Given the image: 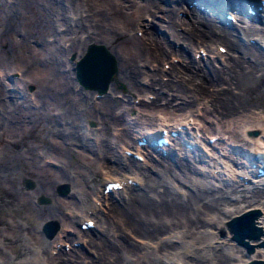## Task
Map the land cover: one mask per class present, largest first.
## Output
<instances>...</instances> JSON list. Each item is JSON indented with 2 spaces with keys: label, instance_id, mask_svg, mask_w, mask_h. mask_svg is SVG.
Wrapping results in <instances>:
<instances>
[{
  "label": "bare ground",
  "instance_id": "bare-ground-1",
  "mask_svg": "<svg viewBox=\"0 0 264 264\" xmlns=\"http://www.w3.org/2000/svg\"><path fill=\"white\" fill-rule=\"evenodd\" d=\"M122 1L126 2L125 5L131 8L133 13L125 14L123 12L124 14L118 19L109 17L104 10L98 11L93 15H75L76 10L79 9L78 7L81 8L83 6L80 0L5 1V7L7 8L3 17L7 22L5 32H10L16 27L17 23L21 22V7L25 4L32 5L35 3L40 16L34 30L41 32L53 29L52 32L54 33H51V35L55 39L52 44L43 43L38 47L39 51L42 50L46 54V57L52 58V65L54 66H51V71L47 78L38 82L37 87L39 88L36 96L37 101H39L37 103L38 108L21 110V103L14 99L15 92L8 91L13 96L0 102L1 128L6 126L7 130L12 131L19 129L20 124L12 122L18 114H20L18 117L25 113L24 117L28 116L30 119H37L40 118L36 116L40 110L43 112L39 113L43 115L45 110H47L46 108L54 106L53 108L56 109L58 107L57 110L60 111L57 115L60 116H57L55 112L54 115L48 114V116L44 115L45 118H41L53 125L52 129L58 128L57 135L63 139V143L50 142L46 147L47 149L45 148L44 150L45 152L46 150L48 153L50 152L49 154L58 153L62 155L70 153L75 160V158L78 159L80 156L77 157V153L72 147L73 143L78 144L81 148L89 149L90 147L87 141V131L89 129L86 125L87 122L96 121L99 125H102L101 130L103 131H108L115 125L123 124L124 119L128 117L126 113L132 110L133 104L115 99L109 93L102 98L100 96V98H95L93 97L94 92L92 96L88 90H82L80 87L75 88L76 84H73V75H75L73 73L77 71L75 69L77 62L86 54L87 47L91 44L103 45L106 49L116 45L115 49L111 47L109 51L114 60L115 70L118 71L117 74H119L121 79L129 84V96L132 93H136V96H141L139 99L141 105L140 109L137 110L139 111L137 116L142 117L146 125L144 128L141 126L136 127L134 124L136 128L125 125V129L120 131V134H116L115 141L111 140L107 144L104 143L107 152L103 153L102 156L104 159L114 157L115 168L128 172V174L115 178H121L126 181L127 178L132 177L138 183H124L121 190L115 191L117 193L116 199L112 196L114 193L106 195L102 191L103 182L114 179L109 176L111 172L107 173L104 171L105 177L101 178L103 179L101 183L97 181L91 183V188L93 189L91 194L94 193V196L98 194V201L93 200L88 206V195L82 188L77 189V192L70 193L68 198L53 195L51 197L52 202H48L50 205L38 208L40 216L51 219L48 221L58 222L59 225L61 223L60 226L63 227L62 229L59 227L60 229H57L56 235L53 234L54 237H50L53 247L51 250L54 251L57 248L58 241L62 242L64 240L65 243L69 241L73 245L70 250L63 247V250L54 251L56 252L53 253L55 255H50L49 258L46 257L48 258L46 259L47 264H257L264 261V175L257 176L256 169L253 168L255 162L260 163L256 157L261 155L264 157V123L260 122L261 126L257 125V123H250L251 126H247V132L250 134L249 138L255 140L253 141L255 147L253 146L249 150H238V146L228 136L226 140L223 139L220 136V132L207 133L208 136L204 139L208 143H210L209 137H218L214 140L213 148H210L213 153L215 149L220 147V150L216 152L222 151V153H226L237 162L239 166H236V168L239 169L241 174H253L250 177L251 182L248 181L247 184L244 179L237 177L238 174L236 175L234 169L226 168L223 175L226 178L228 176V182L230 175H236L238 179L232 186H228L223 190L216 187L212 188L208 186V183H204L203 180L192 187V185H189V181L193 174L196 175L195 173L197 172L196 165L193 162L184 160L181 157L180 159L179 156H176L174 160L172 159L173 161H168L163 154L160 157L158 156L159 158L157 157V159L153 158V155L149 158L148 154H146L147 151L150 154H157L158 152L152 147L140 150L141 145L137 141L143 136L150 140V137L159 134L164 127L174 130L180 126L185 138L179 136V140L173 141L174 146L175 143L180 144V140H182L184 141L183 145L181 144L183 150L186 153L191 154L192 152L194 154L198 150L196 147L192 150L189 149L187 142L198 144L197 135L193 134L200 131L204 137V135H207L205 134L207 131L205 130L204 132V130L200 129L201 126H196L193 123L188 127L184 118L181 121L175 120L172 122L168 119H157L154 117V113L157 110H164L165 112L177 110L187 114L193 111L195 103L203 102V114L208 115V117L212 116L217 122L234 123V125L236 123L238 125L246 116L248 117L250 112L252 113L255 110L253 109V97L257 94L259 86L264 84V50L257 48V42L261 44L263 42L255 36L256 34L264 36V14L261 17L258 16L259 13H264V9H256L260 0H257L258 3L254 4L253 8L250 7L252 0H225L223 3L224 7L227 6L228 9L236 6L239 8L240 14H238V17L241 18L239 21L252 20L260 22V25L252 22L248 23L249 21L246 24L223 23L225 19H223L222 15H215L213 19L209 16L212 13L205 15L201 12L202 9L205 10L201 6H212L214 9L220 7V2L216 0H194V3L190 2L191 4L187 3V0H117L119 2L117 6L121 10H123ZM106 2H111V0H106ZM183 3L189 4V9H187L188 16L186 14L184 17L179 14ZM254 9L258 11L256 14H252ZM142 12L154 18H157V16L162 18L164 23L162 22L160 25L165 26L163 34L152 32L150 30L152 28L149 29V27L145 26L147 29H144L143 35L137 32L138 34L129 36L132 41L131 47L126 48V50L121 48L119 42L125 36V33L120 30L119 26L123 27V25H126L129 28V25L133 26L134 24L139 29L140 24H148L149 22H145L146 20H143V24L141 23ZM217 17L220 18V23L216 22ZM239 35L243 39L244 37L255 36L256 40L251 41L255 44H247L240 41ZM23 38L17 37L11 40L14 45L12 47L23 43L25 41ZM175 43L179 45L177 46ZM213 43L217 45L215 48L219 49L220 46H225L226 48L225 59L224 62L220 63L221 65L217 64V62L215 64V59L212 58L211 54L207 58L201 55L197 59L198 54L196 56V53L199 48H202V51L208 50L213 53ZM260 46L264 49V45ZM50 53L51 56L49 55ZM72 54L74 57L69 60L68 57ZM171 59L173 60L170 63ZM168 61L170 65L167 64L168 67L166 68L163 63L165 64ZM149 66L151 70L148 68ZM112 85L114 87L115 84L113 83ZM83 86L90 89L95 88L84 84ZM262 90H264V85ZM262 90L260 89V91ZM99 91L101 92V90ZM96 92L98 91L96 90ZM17 94L18 92L15 95ZM19 94H22L21 99L25 102L24 90ZM136 96L128 98L134 99ZM22 120L25 121L24 119ZM198 120H201V118ZM198 123L200 124V122ZM258 126L260 129L259 136H257ZM86 128H88L87 131ZM188 128L194 131L191 132L189 131L190 129L187 131ZM173 147H167L170 155L175 152L172 151ZM200 147L202 149V146ZM260 147L263 149L256 152V149ZM127 149L136 151L139 155L143 154L147 162L153 160V165L144 167L142 164L145 160L123 154V151ZM102 151L104 150L102 149ZM206 151H208V148ZM176 153L175 155H177ZM158 154L161 155L160 153ZM102 157L100 160H102ZM198 159L200 161L203 160L201 157H198ZM4 160L3 157L0 161V177L6 181L13 182L17 177L30 173L28 163L19 158V153L15 152L14 155L10 156V160L5 163ZM216 166L220 167V165ZM68 168V166L58 167L55 172L46 175H41L36 171L35 174L38 176L35 179L36 187L33 191L37 194H50L51 189L57 182L64 180L72 183V181L79 180ZM86 170L82 174V180L91 182V179L95 176L96 169L94 170L90 166ZM203 178L205 181H209L207 176ZM173 179L178 181L179 179L185 180L186 183L188 182L189 189H185L183 192L179 191L176 186H173ZM228 182L226 181L227 184ZM60 186L58 187L59 192L65 191ZM66 186L68 187V185ZM68 188L70 189V187ZM126 189H130L127 195L122 193ZM102 196L104 199L108 196L105 200L108 203H103V198H100ZM79 197L80 205L90 209L89 212L94 214L91 215L88 212V216L91 215L93 216L92 218H97L98 224L96 227H87L85 229L81 226V230H76L74 226L69 224L74 216V220L77 223L80 222V224L87 220L85 219L87 214L72 215L63 211L62 205L65 200L73 203L74 199ZM104 206L107 207V213L99 214L97 210L104 208ZM72 229L74 230L73 236H68V238L59 236L60 231ZM95 229H98V231H93ZM87 232H91V234L88 235ZM131 234L144 238L146 244L141 245V243L134 242L131 239ZM219 234H222V239H219ZM177 238L179 240L180 238H186L185 240L191 238L190 240H193L192 242L194 243L192 244L183 242L186 248L184 255L186 256L193 252L191 257L187 256V259H182V261L175 259L178 253L176 248L179 247ZM78 240L83 244L82 246L74 244ZM83 246L90 248L89 253L84 251L83 254ZM147 247L153 248L148 251ZM142 248H145V251ZM155 250L158 252L157 254L156 252H154L155 254L153 253ZM172 259L173 262H171ZM42 263L44 264L45 262Z\"/></svg>",
  "mask_w": 264,
  "mask_h": 264
},
{
  "label": "rangeland",
  "instance_id": "rangeland-1",
  "mask_svg": "<svg viewBox=\"0 0 264 264\" xmlns=\"http://www.w3.org/2000/svg\"><path fill=\"white\" fill-rule=\"evenodd\" d=\"M5 1H7V0H0V102L5 101V99L7 100L10 97H12L13 92H15V94L18 92L17 95L14 94L15 98L14 97L13 98L21 103V105H20L21 110L35 108V107L38 108L37 103H39V101H37V99H36L37 98L36 96L38 94V88H39V87H37L38 82L41 80L44 81L47 78V76L50 74L51 66H53L52 65L53 64L52 58L51 57L48 58V56L46 57V54L43 53L42 50L39 51L38 47L41 46L43 43L52 44L55 37L53 35H51V33H54V32H52L53 29H51L50 31L46 30V31H41V32L38 30H34V27H36V25L38 24L37 20H39V16H40L38 9H37V5L35 3H33L32 5H30V4L26 5L25 4L23 7H21V11H22L21 12L22 14L20 15L21 16V22L17 23L16 27L13 28L10 32H5V30L7 28L6 27L7 22L3 18L6 11H7V8L5 7V3H6ZM12 1H14V0H12ZM80 1H81V3H83V6H81V8L78 7L80 9V11H79V9L76 10L75 15H78V16H79V14H81L83 16L84 15H93L94 13L96 14L98 11L104 10L109 15V17H112L114 19H118V17H120L121 15L124 14L123 12H125V14L126 13L127 14L133 13L132 9L127 7V5H125L126 2H124V1H122L123 10L119 9V7L117 6V4L119 3V2H117V0L116 1L113 0V2H112V0H111V2H106V0H80ZM193 1L194 0H187L186 2L190 3ZM216 1H218L220 3H224L225 0H216ZM168 2L170 3V1H168ZM187 3H185V4L183 3L181 6L182 8H180V10H179V14H181L183 17L186 16V14L188 16L187 9H189V7H188L189 4L187 5ZM84 4H86V5H84ZM114 6H115V8H114ZM35 7H36V9H35ZM109 9L110 10L112 9V10L110 11ZM114 10H115V12H114ZM125 10H127V11H125ZM196 10H198V9H196ZM201 12L204 13L205 15L206 14L209 15L208 11H206V10L202 9ZM116 14H118V15H116ZM142 14H143L142 15L143 17H140L141 21H142L141 23L143 24V22H144L143 20H146L145 22H149V23L143 24L144 26L140 24L139 29L136 28V25H134V24H133V26L129 25L128 26L129 28H127L126 25H123L124 28L122 26H119L120 30H122L125 33V36H123V38L120 39V42H119V45L121 48L126 50V48L131 47L132 41L129 39V36L133 35V34L135 35L138 33L143 35L144 34L143 31H144V29H147V27H149V29L152 28V29H150L152 32H156L158 34L159 33L163 34V32H164L163 29H165L164 28L165 26L160 25V23L161 24H162V22L164 23V21L162 20L161 17L158 18V16H157V18L156 17L154 18V17H151L149 15H146V13H144V12H142ZM263 14L264 13L262 12L259 16L261 17ZM209 16L214 19V16H212L211 14ZM147 17H149V18H147ZM246 22H248V23L252 22L254 24L260 25V22L252 21V20H246V21L241 20V21H239V19H238V22H236V23L246 24ZM21 23H23V24H21ZM119 25H122V24H119ZM145 26H147V27H145ZM127 29H129V30H127ZM255 36H257L258 40H261L263 42L262 44L257 42V48L264 50L260 46V45H264V36L258 35V34H256ZM255 36H250L249 37L250 40H252V39L256 40ZM17 37L18 38L24 37L23 40H25V41L23 43H19L18 45H16V47H12L14 45L12 44L13 41H11V40L16 39ZM238 37H239L240 41H242V42H245L247 44L248 43L249 44L250 43L255 44V43L249 41L248 37H244V39L241 37V35H239ZM62 41L64 42L63 39H62ZM121 41H123V42H121ZM175 44L177 46L179 45L178 43H175ZM213 45H214L213 46L214 49H212L213 53L208 51V50H205L207 52H205V54H203L202 48L201 49L199 48V51H197V53H196V56L198 54L197 59L201 55L204 58H207L211 54L212 58L215 59V64L217 62V64L221 65L220 63H222V61L224 62L226 52L224 51V53H222V50L220 48L219 49L215 48V46L217 47L216 43H213ZM111 47H113V49H115L114 47H116V45L111 46ZM111 47L107 48L108 51H110ZM49 55L51 56V53ZM72 57H74L73 54L70 55L68 57V59L70 60V59H72ZM172 60L173 59L170 60V63L172 62ZM170 63L168 61L165 64L163 63V65H164V67L166 66V68H167L168 65H170ZM148 68H150V66ZM75 69L78 70L77 67ZM146 69H147V67H146ZM150 70H151V68H150ZM62 71H64V70H62ZM76 72L77 71H75V73H73V74H75V75H73V78H74L73 84H76L75 88L80 87V88H82V90H85V91L88 90V92L91 95L94 92V94H93L94 96L93 95L92 96L95 98H97L99 96L102 98V97L106 96V94L109 93L110 95H113L115 99H119L120 101L123 100L125 103H129V104L131 103V105L133 104L134 109L132 108L131 111H128L129 113L128 112L126 113V116L128 115V117L125 116L127 119L126 118L124 119L123 124L115 125L108 131L101 130L102 125H99L96 121L87 122L86 125L88 126L89 129L86 128V131L88 129L87 141L89 142V146H90L89 149L81 148L78 144L76 145L75 143H73V145H72V147H74L75 152L77 153V157L80 156L79 157V158H81L80 160H79V158L78 159L75 158V160H74V158L72 157V155L70 153H66V154L64 153L62 155L58 154V153L49 154L50 152L48 153L46 150V152H47L46 153L44 150L50 142L54 141L57 143L58 142L61 143L63 140L57 135L58 134V128L52 129L54 126L50 125L47 121L45 122L42 119V118H45L44 115H47V116H48V114L54 115L55 112L57 115L60 111V110H57L58 107L56 109L53 108L54 106H50L49 108H46L48 111L45 110V113L43 115L40 114L43 112L40 110L39 111L40 113L38 112L36 114L37 117H40L37 119H32V118L30 119L28 116L24 117L25 113L24 114L21 113L22 116L18 117V116H20V114H18V112H17L18 115L13 119L12 122L14 124H20L19 129L17 128V129H14L12 131V130H7L6 126L2 127V128L0 127V161L4 157V159H5L4 163H5L7 160H10V156L14 155L15 152H17V153H19V158H22V160L24 162H27L29 167H30L29 168L30 173H27L25 176H22V177H17V179L14 180L13 182L12 181L8 182L9 180L6 181L2 177H0V264H30V263L31 264H40V262H41V264H43L42 262H45L44 264H47L48 262L46 259H48L50 255H55L53 253H56L57 250L60 251V250H63L64 248L65 249H67V248L64 247L65 242L63 240L62 242L58 241V246L60 245L61 247H57L56 249H54V251H56V252L51 250L53 248L52 242H50L51 238L47 237V235L43 232V229H42L43 223L46 222V220L48 221L51 219H49L47 217L45 218L43 216H40L38 214V208H40V206L50 205L49 203L52 202L51 197L53 195H57V196L59 195L61 197H67L68 198L70 196V193L77 192V189H82V188L87 193L86 195H88V197H87L88 203L87 204L89 206L93 200L98 201L97 200L98 194H96L95 196H94V193L91 194V192L93 190L91 188V183L96 182V181L101 183L103 180L101 178H103V176L105 175V172H107V173L111 172L110 173L111 175H109V176L114 177V178L117 176L119 177L120 175L123 176L126 173L128 174L127 171H122L121 169L115 168V163H114L115 158L114 157H113L114 159L112 157H109V158L107 157L106 159H104L102 157L103 153L107 152L106 151L107 149L105 148L104 143L107 144L108 141H111V140L115 141L116 134H120V131L125 129V125H127L128 127L134 126V125H136V127L137 126H141L143 128L146 127V125L144 124V120H142V117L140 118L139 116H137V114L139 112L137 110L140 109V105H141V101H139L141 96H136V93H132V95L129 96V93H128V90L130 89L129 84L126 81H124L123 79H121L119 74H117L118 71L114 72L115 75L113 74L114 76L111 78L112 80L108 84L109 85L108 88H106V91H103V92L102 91L100 92L98 88H96V89L91 88L90 89V88L84 87L83 84L79 82V78H77ZM113 83L115 84L114 87L112 85ZM263 85L264 84L259 86V90H257L258 95L256 94L255 97H253V104H254L253 109H255V110H253L252 113L250 112L248 117L246 116V118H244L245 120L243 119L240 123H238V125H237V123H236V125H234V123L231 124L228 122H222V123L217 122L214 118H212V116L211 117L209 116L210 117L209 118L208 115L203 114V112H204L203 102L194 104L195 107L192 109L193 110L191 112L192 115H190L191 114L190 112L185 114V112H182V111L178 112L177 110L176 111H167V112H165L164 110H162V111L157 110L158 113L155 112L154 114L156 116L154 115V117L157 119L158 118L159 119H166V120L168 119L171 122L175 121V120L181 121L184 118V119H186L184 121H187L188 127H190V125H192V123H193L196 126H199V127L201 126L200 129L204 130V132L206 130L207 132H205V134H207V133L210 134L213 131H215L217 133L220 132V136L225 140L227 139V136H228V138L231 141H233V143L235 145L238 146V150L239 149L249 150L250 148H253V146L255 147V143L253 142L255 140L253 138H249L250 134H248L247 128L251 126L250 123H253V124L257 123V125H259V126H261L260 122L264 123V90H262ZM260 89L262 91H260ZM22 90H24V92H25V97H24L25 102H23L21 99L22 94L21 95L19 94ZM96 90L98 92H96ZM8 91H10L12 93H8ZM124 96H125V98H123ZM132 96H136V97L134 99L128 98V97H132ZM48 101L51 102L50 100H48ZM137 101H139V102H137ZM24 104H25V106H24ZM135 105H137V106H135ZM0 107H1V104H0ZM57 116H60V115H57ZM165 117H167V118H165ZM177 118H180V119H177ZM200 118H201V120H198ZM22 119H24L25 121H23ZM126 120H128V121H126ZM130 121L132 122V124ZM197 121L200 122V124ZM157 122H158V120H157ZM127 123H129L131 125H129ZM209 126H210V128H209ZM259 126H258V128L255 127L258 129L257 136L260 135ZM122 127H124V128H122ZM136 127L134 126V128H136ZM255 128H253V129H255ZM189 129L190 128H188L187 131ZM189 131L193 132L194 130L190 129ZM200 134H202L200 131H198L197 133L195 132L193 134V135H197V137H196V139L198 140L197 143L200 146H202V149H203V151H200L199 154L197 151H195L194 154L192 152H191V154L186 153V151L183 150V146L181 147V144L183 145V143H180V144L175 143V146L176 145L177 146L175 147L173 145L175 147V149L172 146L173 147L172 151H175V152H172V154H171L172 157H171V155L165 156L164 154H163V156L167 157L168 161H170V160L173 161L174 159H176V156L177 157L179 156V158L181 157L184 160H190L191 162H193L196 165V169H197V172L195 173L196 175L193 174V177L189 181L190 182L189 185H192V187L199 184V182H201L202 180L204 181V183L205 182L208 183V186H210L212 188L216 187L218 189L220 188L223 190L224 188H227L228 186H232L233 183H235V181H237V179H238L237 178L238 176L236 177V175H237V172H239V169H237L236 166H239V164H237V162H235L226 153H222V151L216 152L217 150H220V147H218V149H215V152L213 153V150L210 148H213L212 146H214L215 142L214 143H211V142L208 143L206 141V144H205L203 142L204 140H202V139H204L205 137L207 138L208 134L204 135V137L202 135L199 136ZM51 135H52V137H51ZM84 140H86V139H84ZM207 148H208V151H206ZM102 149L104 151H102ZM262 149L263 148L260 147L259 149H256V152H259ZM51 151H53V150H51ZM176 152H178V153H176ZM175 153L177 155H175ZM184 153H186V154H184ZM100 154H102V155H100ZM146 154H148L149 158L153 155V158L155 157L156 159L158 156L159 157L162 156V155H159L158 153L157 154H150L149 151H147ZM187 154H189V155H187ZM198 155H200V156H198ZM109 156H110V153H109ZM101 157H102V160H100ZM198 157L199 158L201 157V159H203V160L200 161L198 159ZM152 161L153 160H150L147 162V160H145V161H143L142 165L144 167H150L153 165ZM67 162H70V163H67ZM108 163H109V165H108ZM216 165H220V167L216 166ZM64 166H66V167L68 166L69 167L68 170L70 172H72L75 176H77V178L79 180L72 181V183L65 182L64 180L57 182V184L54 185L53 188L51 189L50 194H45L47 197L44 194H41V193L37 194L33 191V189L36 187L35 179L38 176L35 174L36 171L38 173H40L41 175L42 174L46 175V174H51V173L55 172L56 168L64 167ZM90 166L94 170L96 169V173H95V176L91 179V182H88L87 180L86 181L82 180V178H83L82 174L85 173L87 171L86 169H88V167H90ZM223 166H224V168H223ZM102 168H104V169H102ZM226 168L230 169V170L234 169V172L236 173L235 176L230 175L229 182H228V176L226 178L223 175L225 172L224 170ZM107 169L109 170V172ZM133 170H136V169H133ZM113 171H114V173H112ZM226 173H227V171H226ZM78 176H80V177H78ZM206 176L209 178L208 182L205 181V179L203 178ZM223 179H225L228 182V184ZM173 180H174L173 186H176V189H178L179 191L181 190L183 192V191H185V189H189L188 182L186 183L185 180L184 181H182L181 179H179V181L175 180V179H173ZM197 180H198V182H197ZM232 180H234V181L232 182ZM230 182H232V183H230ZM29 183H31V184H29ZM62 184L68 185V187H70V189L68 188V190L66 192L65 191L59 192L58 187ZM129 192H130V189H126V190L122 191V193L125 195H127ZM95 193H96V190H95ZM64 195H66V196H64ZM112 196L117 199V197H116L117 193H114ZM44 197H46V198H44ZM107 197H105V199L103 198V196L100 197L101 199L103 198L102 200L104 201L103 202L104 204H105V202H107V201H105L107 199ZM78 200H80V197L74 199L73 203L65 200L63 202L64 204L62 205L63 211L68 213V214L71 213L72 215H74V214L81 215L82 213L87 214L90 211V209H86V207H83L82 205H80V202ZM109 201H110V199H109ZM67 206H70L71 208L67 207ZM104 208H107V207L104 206ZM99 209L97 210V212L99 214H104L106 212L105 211L106 209L105 210L104 209L99 210ZM92 215H94V214H92ZM74 217L71 218V220H70L71 222H69V224L74 226L76 228V230L77 229L81 230V224L82 223L81 224H80V222L77 223V221L74 220ZM85 217L84 218L87 220L94 219L95 225L93 227H96V225L98 224L97 218H92L93 216H91V215L88 216V214L85 215ZM60 225H61V223H60ZM60 225H59V227L62 229L63 227H61ZM62 226H63V224H62ZM93 231H98V229H95ZM87 234L90 235L91 232H87ZM73 235H74L73 229L59 232V236L61 238H63V237L68 238V236L71 237ZM219 235H220L219 239H222V236H221L222 234H219ZM131 237H132L131 239L136 243L137 242L141 243V245L146 244V240L142 237H139V236L137 237L136 234H134V235L131 234ZM134 237H136V238H134ZM182 239H184V238H180V240L177 238V241L179 240V242L177 243V244H179V247L176 248L178 250V253H177V256H175V259H180L181 261H182V259H187L186 258L187 256L191 257V254H193V252H191L186 256L184 255V251L186 252V248L184 246L185 245L184 243H186V244L194 243V242H192L193 240H190L191 238L187 239L189 241L185 240L186 238L183 241H182ZM78 241H75V242H78ZM154 241H156V240H154ZM80 244H81V242H80ZM78 245H76V246H78ZM82 245L83 244H81V246ZM68 246H69V248L67 250H70L73 247V245L70 243ZM200 246L203 248V246L201 244H200ZM152 248L153 247H147L148 251L151 250ZM82 249H83L82 250L83 254H84V251L85 252L87 251L86 253H89V251H90V248H88V247L86 248L85 246H83ZM142 249L145 251V248H142ZM154 252H156V254L158 253L156 250L153 251V253ZM42 257L45 259H43ZM46 257H48V258H46ZM171 262H173V259L171 260Z\"/></svg>",
  "mask_w": 264,
  "mask_h": 264
},
{
  "label": "water",
  "instance_id": "water-1",
  "mask_svg": "<svg viewBox=\"0 0 264 264\" xmlns=\"http://www.w3.org/2000/svg\"><path fill=\"white\" fill-rule=\"evenodd\" d=\"M87 48L86 54L77 62V78L85 86L106 90L116 71L113 57L103 45L91 44ZM60 188L67 190L68 187L62 185ZM58 226V222L46 221L42 229H44L47 237H51L56 233ZM257 264H264V261Z\"/></svg>",
  "mask_w": 264,
  "mask_h": 264
}]
</instances>
